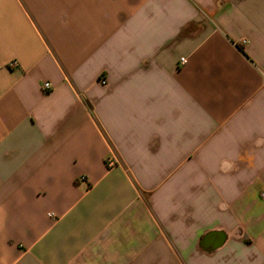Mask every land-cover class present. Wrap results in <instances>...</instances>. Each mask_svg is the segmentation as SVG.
Here are the masks:
<instances>
[{
    "label": "crops",
    "instance_id": "1",
    "mask_svg": "<svg viewBox=\"0 0 264 264\" xmlns=\"http://www.w3.org/2000/svg\"><path fill=\"white\" fill-rule=\"evenodd\" d=\"M263 193L264 0H0V264H264Z\"/></svg>",
    "mask_w": 264,
    "mask_h": 264
},
{
    "label": "built area",
    "instance_id": "2",
    "mask_svg": "<svg viewBox=\"0 0 264 264\" xmlns=\"http://www.w3.org/2000/svg\"><path fill=\"white\" fill-rule=\"evenodd\" d=\"M180 60H181V63H185L186 62V59L185 58H181ZM8 66L9 67H14L15 66V62L14 61H9ZM101 83L105 84L106 83V80L105 79H101ZM43 87L44 88H49L50 87V83L45 82L43 84ZM262 197H264V193L262 194Z\"/></svg>",
    "mask_w": 264,
    "mask_h": 264
}]
</instances>
